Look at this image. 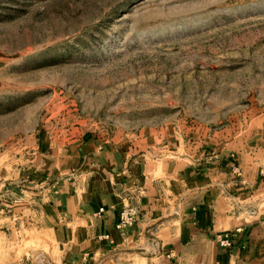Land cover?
<instances>
[{"label": "rangeland", "instance_id": "rangeland-1", "mask_svg": "<svg viewBox=\"0 0 264 264\" xmlns=\"http://www.w3.org/2000/svg\"><path fill=\"white\" fill-rule=\"evenodd\" d=\"M263 111L264 0H0V202L85 134ZM14 245L0 264H54Z\"/></svg>", "mask_w": 264, "mask_h": 264}, {"label": "crops", "instance_id": "crops-1", "mask_svg": "<svg viewBox=\"0 0 264 264\" xmlns=\"http://www.w3.org/2000/svg\"><path fill=\"white\" fill-rule=\"evenodd\" d=\"M35 176L0 202L3 257L12 241L54 264H264V111L197 135L88 133ZM127 206L138 218L120 230ZM238 227L232 246L219 245Z\"/></svg>", "mask_w": 264, "mask_h": 264}, {"label": "built area", "instance_id": "built-area-1", "mask_svg": "<svg viewBox=\"0 0 264 264\" xmlns=\"http://www.w3.org/2000/svg\"><path fill=\"white\" fill-rule=\"evenodd\" d=\"M137 218H138L137 209H135L133 206L124 207L120 213V217L118 219L116 226L120 230H125L131 227L136 222ZM240 230L241 229L238 227L234 230H227L218 233L216 236V240L219 243V245L223 247L232 246L236 238V235ZM157 264H162V263H157Z\"/></svg>", "mask_w": 264, "mask_h": 264}]
</instances>
